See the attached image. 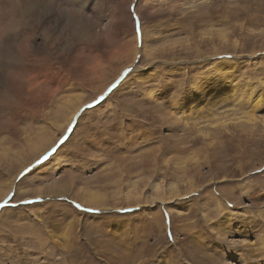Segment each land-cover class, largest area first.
I'll return each instance as SVG.
<instances>
[{
    "label": "rangeland",
    "instance_id": "rangeland-1",
    "mask_svg": "<svg viewBox=\"0 0 264 264\" xmlns=\"http://www.w3.org/2000/svg\"><path fill=\"white\" fill-rule=\"evenodd\" d=\"M171 1L0 0V264H264L253 234L211 226L220 202L264 235V130L208 138L170 124L165 105L192 87L206 29ZM209 1L222 9L213 35L247 47L236 63L264 62V0Z\"/></svg>",
    "mask_w": 264,
    "mask_h": 264
},
{
    "label": "bare ground",
    "instance_id": "bare-ground-1",
    "mask_svg": "<svg viewBox=\"0 0 264 264\" xmlns=\"http://www.w3.org/2000/svg\"><path fill=\"white\" fill-rule=\"evenodd\" d=\"M170 3L172 4L171 6H173V8H175L180 14L183 15V16H181L180 21L189 20V12L190 11L193 12V10H194L196 12V14H198L197 13L198 10L201 11L202 16L201 15L195 16L196 18L198 17L197 20H198V23L199 22L200 23L199 24L195 23V25L193 27H195L197 29L198 27H200L202 25L203 29H204V27L206 28L205 30H203V34L201 33V35H202L201 36L202 37L201 42L204 43L202 49L205 51H201V50L199 51L196 49L197 50L196 56L201 57L204 60L201 59L202 65H201L200 69L197 70V73H196L197 75L194 78L195 81L192 82V87L189 90L184 89L182 92L183 93L185 92V94H182V97L179 96L180 98H178L174 104H170L171 108L167 107L165 105L166 114H164V113L163 114L166 115V118H169V120L171 121L170 124H173V125H179V124L183 125L184 124L186 126L190 122H193L196 124L198 123L199 126L202 125V126H200V129L202 130V133H203L202 135L204 137H208V138L211 134L218 132L221 137L223 136V137L227 138V137L231 136V138H232L235 136L241 140L243 138V136L238 135V134H246L247 132H251L254 134L255 132H258L259 129H261V131L264 130V62H260L258 60L255 61L253 68L251 66L252 69H250V66H247V64L236 63L235 58H238L237 53L238 52H240L241 54L244 53L247 47L246 46L240 47L238 45V43L237 44L233 43V45L231 47H229V45H227V44H229L230 37H234L235 35H227L225 32L223 33V31H221V30H218V35H213V33L211 32V27H212L211 25L217 24V23H215L216 21H219L218 23H221L220 18H221V10L222 9H219L217 2H215L213 4L209 1V3L207 4V0H200V1H197L196 3L193 0H172ZM204 10H206V11H204ZM238 14H240V13L238 12ZM234 15L236 17L238 16L237 13H235L234 11L232 12V15H229V16L234 17ZM212 28H214V27H212ZM185 41H187V40H185ZM210 47L212 49H210ZM257 52L261 53V54H262V52H264V41L260 44V49H258ZM255 53H256V51L254 52V56H255ZM138 54L139 53H138L136 47H134V51L132 50V59L130 62H128V65H126L124 68L130 66ZM229 55H232L231 58H229ZM255 57H258V56H255ZM178 60H179V63L185 62V58H183L181 56L179 57ZM261 61H262V59H261ZM255 66H256V68H255ZM135 70H137V68H135ZM178 70H179V68H178ZM180 71H182L183 73L179 72L180 73L179 75L185 74V72H186V71H184V68H181ZM188 79H190V78H188ZM182 83H183V80H182ZM168 86L169 87L167 88V92H169L172 87L176 86V84L171 83ZM184 87H185V84H184ZM177 95H180V94H177ZM162 96H163V94L158 89H153L151 91V94H150V97L153 99V101L161 100ZM174 98H176V97H174ZM78 106H76L75 110H77ZM61 109H60V111H61ZM75 110L71 111V113L76 112ZM180 112L183 114V116L180 115ZM179 116L182 117V120L180 119ZM158 117H159V115H158ZM63 120H65V119H63ZM56 123H57V121L53 122V124H56ZM165 124H167V123H165ZM163 128H165V127H163ZM167 128L168 127H166V129ZM171 129H173V128H171ZM194 129H196V128H194ZM177 133H179L178 130H177ZM178 137H180V136L178 135ZM245 137H247V136H245ZM177 140H178V138H177ZM176 142L177 141H175L174 143H176ZM204 144H206V143L204 142ZM235 144H237V143H235ZM206 149H208L205 152L207 154L210 151V147H206ZM200 152H202L201 148H200L198 154H200ZM235 153H237V152H235ZM206 154H205V156H206V158H208V155H206ZM210 156L211 155H209V157ZM157 157H158V155H157ZM187 157H183V156L176 157V160H177V162L175 163L176 169L182 170V173H184V175H185V172H183V170L185 171L188 169V167L186 168V166H188ZM237 157H238V155H237ZM165 158H167L166 154L164 155V159ZM235 159L236 158H234V160ZM211 160H214V161H211ZM211 160L208 163L210 170L216 171L217 169H219L220 171L225 172V173L230 172L231 166L227 167V168L225 167L226 169H224V168H221V166H217V164H215L216 163L215 159H211ZM240 164L237 166V168H234L232 173L243 172L244 170H246L245 168H247V167L245 166V168H243L240 166ZM188 184H191V187H192V189L190 188L191 189L190 191H192L191 193L197 191V189L194 188L193 181L189 180ZM155 187L157 188L156 189L157 191L160 190L159 184L156 183ZM178 192L179 191H178L177 185L172 183L170 185L171 195H173V197H176ZM87 195L88 196L86 199H88L90 202L97 200L98 196H99L98 193H96L95 191H92V190H89V193ZM99 198H100V196H99ZM85 201H87V200H85ZM216 206H217V207H215V208H217V210H215L216 213L223 212L222 217L219 220V222H221L222 225H220V223L218 224L217 222H214L211 225V226L214 225L215 228L218 227V229L220 227V230H218L217 233H220V232H222L223 234L229 233L230 235L234 234L236 236H237V234H240V235L242 234V237L244 235L246 238H249L248 234H251V235L253 234L255 236V238H257V240L260 241L259 242L260 246L262 248H264V235H262L259 231H258L259 234L256 233L257 230L255 228L257 226L256 225L251 226V224H248V222H247L248 219L243 218L244 216H243L242 212L239 213L240 211L237 212L235 210L229 211L228 209H226L224 212L222 210L223 205L220 202H218L216 204ZM223 209H224V207H223ZM37 219H40V217H37ZM250 219H251V217H250ZM232 223H234V225H235L234 229H231ZM249 227H251V228H249ZM254 229H255V231H253ZM51 233H53V232H51ZM191 257H192V255H191ZM232 258L237 264H246L245 263L246 261L244 260L241 253H239V256L233 255ZM193 261H195L196 263L202 262L201 259L199 260V259H195V258H193Z\"/></svg>",
    "mask_w": 264,
    "mask_h": 264
},
{
    "label": "snow or ice",
    "instance_id": "snow-or-ice-1",
    "mask_svg": "<svg viewBox=\"0 0 264 264\" xmlns=\"http://www.w3.org/2000/svg\"><path fill=\"white\" fill-rule=\"evenodd\" d=\"M77 207H79V205H77Z\"/></svg>",
    "mask_w": 264,
    "mask_h": 264
}]
</instances>
